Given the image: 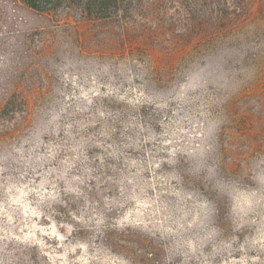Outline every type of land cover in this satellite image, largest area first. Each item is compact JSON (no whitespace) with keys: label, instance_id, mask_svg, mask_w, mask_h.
Segmentation results:
<instances>
[{"label":"rangeland","instance_id":"rangeland-1","mask_svg":"<svg viewBox=\"0 0 264 264\" xmlns=\"http://www.w3.org/2000/svg\"><path fill=\"white\" fill-rule=\"evenodd\" d=\"M125 8H59L80 43L32 55L50 22L0 0V93L44 92L0 119V264H132L95 237L116 222L137 264H264V0Z\"/></svg>","mask_w":264,"mask_h":264},{"label":"trees","instance_id":"trees-1","mask_svg":"<svg viewBox=\"0 0 264 264\" xmlns=\"http://www.w3.org/2000/svg\"><path fill=\"white\" fill-rule=\"evenodd\" d=\"M129 0H10L12 10L17 12L18 9L27 8L35 12L42 19H46L50 24L46 27L39 28L37 33L40 35L39 44L36 49H30L29 54L42 55L46 52V42L50 41L58 33L75 43H80L78 30L75 24H72L67 17L68 11H65V17L58 14L59 8L66 10L76 9L79 11V16L83 18L106 19L112 18L119 11L125 10ZM31 33L25 34L27 39ZM214 34L207 35L204 39H197L196 44L203 41L209 42L214 39ZM48 47V46H47ZM195 47V46H194ZM44 92H26L14 89L12 92L3 91L0 93V119L3 116L11 113H16L20 108V112L24 121L30 116V100L39 98ZM22 108V109H21ZM7 136L8 132H3ZM73 227L74 235L88 233L89 227H93L91 223L84 225L78 223H70ZM148 233L143 231L139 226L127 225L123 223H103L95 235L102 247L107 252L115 256H119L124 261L137 264L136 258L147 256L152 253L150 243L146 241Z\"/></svg>","mask_w":264,"mask_h":264}]
</instances>
